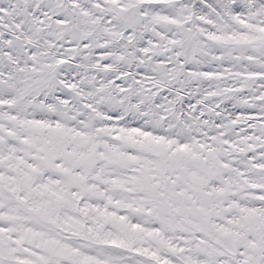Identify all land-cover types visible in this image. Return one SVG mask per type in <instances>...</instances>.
<instances>
[{
	"label": "snow or ice",
	"instance_id": "1",
	"mask_svg": "<svg viewBox=\"0 0 264 264\" xmlns=\"http://www.w3.org/2000/svg\"><path fill=\"white\" fill-rule=\"evenodd\" d=\"M0 264H264V0H0Z\"/></svg>",
	"mask_w": 264,
	"mask_h": 264
}]
</instances>
